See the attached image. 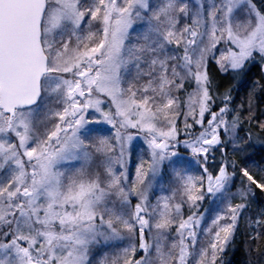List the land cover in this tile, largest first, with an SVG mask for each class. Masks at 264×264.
Masks as SVG:
<instances>
[{"label":"snow or ice","instance_id":"6c2138e0","mask_svg":"<svg viewBox=\"0 0 264 264\" xmlns=\"http://www.w3.org/2000/svg\"><path fill=\"white\" fill-rule=\"evenodd\" d=\"M264 264V0H0V264Z\"/></svg>","mask_w":264,"mask_h":264},{"label":"trees","instance_id":"16d2710c","mask_svg":"<svg viewBox=\"0 0 264 264\" xmlns=\"http://www.w3.org/2000/svg\"><path fill=\"white\" fill-rule=\"evenodd\" d=\"M242 259H243L242 253L241 252H237L236 256L234 257V264H236V262L242 261Z\"/></svg>","mask_w":264,"mask_h":264}]
</instances>
